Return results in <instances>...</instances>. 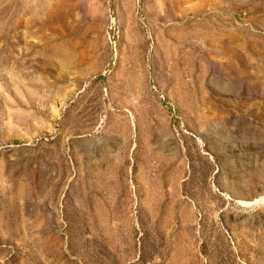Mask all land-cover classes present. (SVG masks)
Segmentation results:
<instances>
[{
	"label": "rangeland",
	"instance_id": "1",
	"mask_svg": "<svg viewBox=\"0 0 264 264\" xmlns=\"http://www.w3.org/2000/svg\"><path fill=\"white\" fill-rule=\"evenodd\" d=\"M0 264H264V0H0Z\"/></svg>",
	"mask_w": 264,
	"mask_h": 264
}]
</instances>
